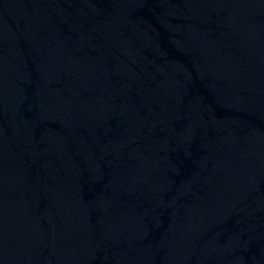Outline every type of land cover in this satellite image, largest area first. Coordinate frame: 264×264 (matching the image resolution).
<instances>
[{"label": "water", "instance_id": "water-1", "mask_svg": "<svg viewBox=\"0 0 264 264\" xmlns=\"http://www.w3.org/2000/svg\"><path fill=\"white\" fill-rule=\"evenodd\" d=\"M0 264H264V0H0Z\"/></svg>", "mask_w": 264, "mask_h": 264}]
</instances>
